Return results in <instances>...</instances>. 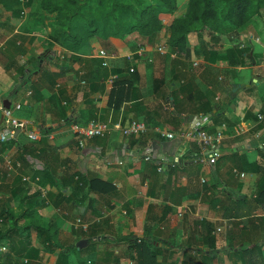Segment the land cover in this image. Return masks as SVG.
I'll use <instances>...</instances> for the list:
<instances>
[{"label": "crops", "instance_id": "0c3cea01", "mask_svg": "<svg viewBox=\"0 0 264 264\" xmlns=\"http://www.w3.org/2000/svg\"><path fill=\"white\" fill-rule=\"evenodd\" d=\"M50 21L43 14L41 0H0V134L6 128L1 107H10L15 118L28 123L26 130L11 138L16 140L12 147L0 154L1 175L7 174L3 186H12L21 175L27 188L41 192V199L46 200L39 210L42 222L53 225L62 246L45 253L37 263L243 264L232 250L240 246L255 249V257L249 260L252 264H264V201H257L263 161H256L257 171L240 169L236 161L238 152H243V160H253L255 148L264 146L263 129L251 137V131L263 124L258 116L264 114V100L256 90L245 89L264 85V71L239 68L248 73H242L238 83L237 75L223 63L202 67L205 59L193 50L187 69L172 75L171 58H165L166 66L161 62L163 70L159 62L154 63L156 49L145 47V55L134 62L141 77L140 112L133 111L131 101L114 112L109 107L108 80L120 75L128 62L133 65L126 56L136 51L138 35L127 40L94 38L72 48L52 39ZM103 49L116 56L109 68L99 58ZM194 61L201 62L199 68ZM221 66L229 81L226 74L221 76ZM162 76L174 93L188 83L204 93L215 88V100L221 103L217 110L239 118L235 135H229L225 125L216 128L223 136L219 166L206 163L197 142L182 137L168 140L157 132L190 128L198 115L193 112L200 106L186 93L180 95V108L188 119L181 121L178 130L158 125L144 135L125 136L114 128L99 138L76 131V126L84 128L94 118L122 127L134 120L145 123L148 111L159 121L155 111L161 91L156 93L155 80ZM234 87L237 96L246 91L247 97L229 103L225 97ZM249 111L252 115L245 120ZM204 120L209 116L204 115ZM30 132L37 134V141L29 139ZM148 150H152L150 161L145 160ZM8 161L14 172H9ZM241 173L246 177H240ZM73 175L76 180L80 176L87 182L96 180V190L78 192L76 182L70 183ZM18 206V199L11 203L16 215L21 212ZM77 218L90 224L88 231L75 228ZM203 221L213 223L211 235L203 232ZM81 241L84 244L78 247ZM36 247L43 249L39 242ZM88 251L92 255L82 260Z\"/></svg>", "mask_w": 264, "mask_h": 264}, {"label": "trees", "instance_id": "16d2710c", "mask_svg": "<svg viewBox=\"0 0 264 264\" xmlns=\"http://www.w3.org/2000/svg\"><path fill=\"white\" fill-rule=\"evenodd\" d=\"M41 8L46 18L51 20L52 39L72 48L82 47L94 38L127 40L136 34L138 35V46L135 50H138L155 47L160 43L161 35L167 32L168 37L165 44L170 50L171 73L174 75L187 69V61L192 56L190 43L192 35H196L198 39H204L206 35H209L218 43H222L225 37L238 39L241 35L248 33L249 29L253 30L255 18H263L264 0H41ZM200 45H197L200 47L195 53L199 58L205 59L202 67L206 63L212 65L223 63L235 71L239 68L264 64V48L257 47L254 41L243 47L240 43H236L224 48L216 46L210 48L204 40H201ZM172 54H177V56L173 57ZM138 56L136 55L135 58ZM73 59L81 60L77 56ZM129 63L110 88L109 107L114 112H118L126 101L133 103L134 112H140L142 95L139 93L138 86L141 77L136 68L135 72H130ZM256 87L257 84H252L245 89L252 91ZM170 89L171 84L164 76L155 80L156 93L161 91V102L155 111L159 121L150 116L149 111L146 112L144 121L149 127L166 125L178 130L181 121L188 119L180 108L182 104L180 95L186 93L189 94L191 102L197 101L200 106L195 110L196 112H193V115L209 116V120L202 125L203 130L215 134L217 133L216 128L225 125L229 135L236 134L234 128L239 123V118L234 116L231 119L230 116L221 114V111L217 110L221 103L215 100V88L212 87L210 93H204L192 83H188L177 93ZM260 94L261 99L264 100V88ZM171 99L173 110L169 109ZM235 100L231 96L228 97L229 103ZM251 112H248L245 120L252 115ZM261 113H264V108ZM256 119L258 120L257 116ZM262 123L251 131V137L260 130H264V120ZM213 126L214 129H212ZM15 142L16 140L10 139L5 145L0 144V154L11 148ZM250 142L248 140L246 144ZM255 149L257 159L255 157L248 161L245 158L242 159L243 152H238L236 161L240 169L257 171L255 168H258L256 167L258 158L263 161L264 165V146ZM216 166H219V162ZM262 169L257 198L259 202L264 201V168L260 166V171ZM5 174L1 175L0 171V250L6 248L5 252H0V264H26L25 260H29V264L40 262L45 253L62 248L57 230L52 225H45L42 222L39 210L41 206H45L46 200L41 199L40 191L27 188L28 183L23 182L21 175L12 186H3V181L7 177ZM71 179V184L73 181L76 182L74 189L78 192L87 188L88 191L96 190V180L87 182L81 176L76 180L75 175L71 176ZM16 199L19 200L18 209L21 211L18 215L11 207V203ZM25 205L28 206L27 209L24 208ZM213 226V223L203 221V232L211 235L214 231ZM214 239L212 236V240ZM37 242L42 244L43 249L36 247ZM239 247L232 249L233 254L243 264H252L249 260L255 257V249ZM228 249L231 250L230 247ZM60 251L62 258L67 259L65 252ZM59 264L67 263L64 260V263Z\"/></svg>", "mask_w": 264, "mask_h": 264}, {"label": "built area", "instance_id": "2783aa9c", "mask_svg": "<svg viewBox=\"0 0 264 264\" xmlns=\"http://www.w3.org/2000/svg\"><path fill=\"white\" fill-rule=\"evenodd\" d=\"M25 1V0H22ZM243 47V46H241ZM146 49L145 48H139L138 50L130 53L129 55L126 56V58L130 59L132 61L131 67H130V72H135V56L136 55H143L145 53ZM156 52L161 55H166L169 54V48L166 44H163L159 46L156 49ZM173 57L177 56V54H172ZM99 58L102 60V66L105 68L110 67V60L115 59L116 56L113 54L108 53L106 50H100L99 51ZM201 62L194 61V66L195 67H200ZM118 79V75H112L108 82L110 86ZM20 108V106H18ZM1 111L3 113L4 121L6 124V128L3 132L0 134V141L1 142H6L9 139L13 138L14 135H16L17 131L20 130H26L28 123L26 121L17 119L13 115V111L11 108H6V107H1ZM260 120L264 119V114H260L258 116ZM204 115L197 116L195 118H192L190 122V128L188 129H180L178 132H169V131H163L158 129L157 132L164 138H167L168 140H173L176 137H182L187 139L188 141H195L197 142L203 152V158L206 160V163L209 166H215L217 162L220 160L222 157V152L220 150V145L223 141V136L221 133L217 132L215 134H210L207 131L203 130L202 125L206 120L203 121ZM200 120L202 121L201 125H198L194 120ZM114 128H119L122 130L123 134L125 136H140L144 135L149 131V126L145 124L144 122H139V121H132L130 125L126 127H122L119 124H111L108 122H103L100 120H91L88 125L84 128L80 126H76L75 129L78 133L83 134L84 136L88 138H99V137H105L107 136L112 129ZM28 137L32 141H37L38 136L34 132H30L28 134ZM152 150H148L147 154L145 156L146 161L152 160ZM7 168L9 172H14L15 167L11 161L7 162ZM160 170V169H159ZM240 177L244 178L246 177L245 173H241ZM43 196H46V192L42 191ZM76 229H82L83 231H88L90 228V224L84 222L82 218H77L74 224ZM220 231V229H218ZM3 252L6 250V248H2ZM25 263H29V260H25ZM35 264H40V263H35Z\"/></svg>", "mask_w": 264, "mask_h": 264}, {"label": "rangeland", "instance_id": "374dc122", "mask_svg": "<svg viewBox=\"0 0 264 264\" xmlns=\"http://www.w3.org/2000/svg\"><path fill=\"white\" fill-rule=\"evenodd\" d=\"M252 28H253V30L251 29V31H250V29L248 30L249 32L248 33H245V34H243V35H241L238 39H232V38H228V37H225V40H223L222 41V43H218V42H216V41H214L209 35H206L205 37H204V39H198V37L196 36V35H192L191 36V39H190V43H191V46H192V51L194 50V51H196L201 45V40H204V42H205V44H207L210 48H212V47H217V48H224V47H228V46H231V45H234V44H236V43H240L241 44V46H244V45H247V44H249V42H251V41H254L255 43H256V45H257V47L258 46H263L264 47V14H263V18H259V17H257V18H255V23H254V26H252ZM251 34V35H250ZM167 37H168V34H167V32H164L162 35H161V41H160V43L158 44V45H156L155 47H153L154 49H157L160 45H163V44H165L166 43V40H167ZM104 39V38H103ZM197 45H200V46H198L197 47ZM260 46V47H261ZM155 52V51H154ZM169 52H170V50H169ZM155 55H154V63H156V62H159L160 64H161V66H162V63H164L165 64V66H166V59H165V57H166V55H168V54H166V55H161V54H158V53H154ZM145 55V54H144ZM169 56H171V54L169 53V55L167 56L168 58H169ZM162 62V63H161ZM193 63V62H192ZM192 63L190 62V64H189V66H190V69H191V67H192ZM261 67V68H260ZM193 68V67H192ZM221 69L222 68H224V69H222L221 70V72L222 71H224L225 70V66H221L220 67ZM161 69H163V70H165V67L164 66H162V68ZM254 69L256 70V71H264V64L263 63H261V66H256V67H254ZM235 75H237L236 76V80H237V82L238 83H240V81H238V79H240V77H241V75H242V73L243 74H247L248 73V71L247 70H243V69H241V70H235V71H232ZM226 74V72H222V74H221V76H223L224 77V75ZM230 74V73H229ZM232 74V73H231ZM227 75V74H226ZM225 75V76H226ZM227 77V79H228V81L231 79H229V77H228V75L226 76ZM231 77V76H230ZM147 79V77H145L144 78V82H145V80ZM235 80V81H236ZM262 88H264L263 87V85H260V84H258L257 85V87L255 88V89H253L252 91H248V92H250V93H252V92H254V90H256L257 92V95L259 94V96L261 95L260 93L262 92ZM236 93H232L231 95H229V96H231V98L233 99V98H235V99H239V100H242V99H244V97H247V95H246V91H243V92H241V93H239L238 94V96L237 95H235ZM233 95V96H232ZM235 95V96H234ZM229 96H227L226 95V97H225V99H227ZM237 96V97H236ZM52 227H53V225H52ZM6 251V250H5ZM4 251V252H5ZM0 252H2L3 253V250H0ZM92 255V253L90 252V251H88V254H85L83 257L81 256V258H82V260H84V261H87V258L89 257V256H91ZM72 257V256H71ZM71 257H70V259H71ZM73 258H75L74 256H73ZM69 259V258H68ZM24 263H25V261H24ZM29 264V263H28ZM33 264H35V263H33ZM42 264H44L43 262H42Z\"/></svg>", "mask_w": 264, "mask_h": 264}, {"label": "water", "instance_id": "95a60500", "mask_svg": "<svg viewBox=\"0 0 264 264\" xmlns=\"http://www.w3.org/2000/svg\"><path fill=\"white\" fill-rule=\"evenodd\" d=\"M254 64H255V63H254ZM237 91H238L237 87H234L232 92H233V94H234V93H237ZM235 95H236V94H235ZM235 95H234V96H235ZM232 96H233V95H232ZM6 108H10V107L6 106ZM2 122H3V121H2ZM19 133H20V130L17 131L15 137H17V135H18ZM83 244H84V242L81 241V242L78 243L77 246H78V247H81V246H83Z\"/></svg>", "mask_w": 264, "mask_h": 264}]
</instances>
